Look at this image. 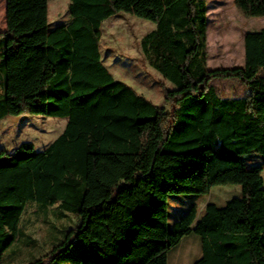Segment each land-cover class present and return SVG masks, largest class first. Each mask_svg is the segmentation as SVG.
<instances>
[{"label":"trees","instance_id":"16d2710c","mask_svg":"<svg viewBox=\"0 0 264 264\" xmlns=\"http://www.w3.org/2000/svg\"><path fill=\"white\" fill-rule=\"evenodd\" d=\"M50 0H6L0 33V122L8 116L67 119L45 149L0 151V264L22 236L29 205L79 223L24 264H168L201 238L194 264H264V177L244 156H264V29L244 37V65L207 67L206 0H70V22L52 28ZM246 19L264 0H233ZM127 13L153 22L140 42L149 66L174 86L160 107L104 65L101 26ZM215 79L244 95L223 97ZM239 185L224 206L192 205L170 225V195ZM77 219V220H78Z\"/></svg>","mask_w":264,"mask_h":264},{"label":"rangeland","instance_id":"374dc122","mask_svg":"<svg viewBox=\"0 0 264 264\" xmlns=\"http://www.w3.org/2000/svg\"><path fill=\"white\" fill-rule=\"evenodd\" d=\"M69 3L70 0H50L48 9L52 28L70 22ZM206 4L208 69L243 66L244 37L248 32L264 29V17L244 18L237 11L233 0H206ZM155 27L153 22L131 14L115 15L101 26V53L104 65L115 79L127 83L156 105L168 109L163 91L173 89L174 86L149 66L140 46L141 39ZM5 29L6 0H0V33ZM212 84L223 97H238L247 91L235 79H215ZM67 122V119L44 116H8L0 122V151L13 152L23 142L33 143L37 151L43 150L64 132ZM244 162L248 167L261 166L264 177V156H244ZM241 196L239 185L216 186L206 195H170L169 223L172 225L192 205H196L201 215L207 203L224 206L231 199ZM77 219L71 214L65 213L63 216L55 208L50 210L45 219L44 215L38 216L35 213L34 205H29L22 219L21 239L15 241L5 252L3 264H24L45 254L55 242L64 238L68 229L79 223ZM188 238H195L196 243L190 242L189 246H197L202 253L201 238L195 234ZM183 243L181 248L188 244ZM176 248L178 250V246ZM183 259L185 263L193 264L190 258Z\"/></svg>","mask_w":264,"mask_h":264},{"label":"crops","instance_id":"0c3cea01","mask_svg":"<svg viewBox=\"0 0 264 264\" xmlns=\"http://www.w3.org/2000/svg\"><path fill=\"white\" fill-rule=\"evenodd\" d=\"M185 238H186V240H185ZM185 238L181 241V243L188 242V244L184 248H181V246L184 243L183 244L180 243L178 245V250L176 248V249L170 251L169 256H168V264H187L184 262V259H183L185 257L190 258L194 264L201 257L202 253L199 251L197 246H194V247L189 246L190 242L196 243L195 238H190V239L189 238L187 239V237H185Z\"/></svg>","mask_w":264,"mask_h":264}]
</instances>
